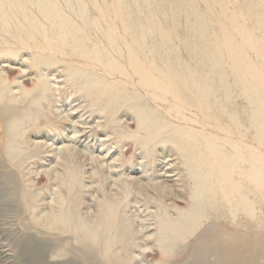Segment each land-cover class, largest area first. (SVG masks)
<instances>
[{
	"label": "rangeland",
	"instance_id": "374dc122",
	"mask_svg": "<svg viewBox=\"0 0 264 264\" xmlns=\"http://www.w3.org/2000/svg\"><path fill=\"white\" fill-rule=\"evenodd\" d=\"M125 1L134 11L132 20H137L146 32L142 43L145 52L136 53L137 65L143 64L161 81L171 67L182 79V87L187 90L184 94L191 101L195 98L190 74L195 69V54L191 49L195 40L203 42L194 36L190 24L194 13L208 25L207 35L233 47L238 60H247L246 63L256 68L258 72L254 73L264 84V62L247 48L243 36L234 31L237 24L232 21L236 14L241 26L264 36V28H258L254 21L261 16L259 12L264 13V0ZM57 2L77 24L79 37L90 52L88 56L95 58L99 52L103 63L110 62L111 67L105 68L96 62L94 66H87L84 63L89 59L72 54L68 47L64 51L54 50L60 42L49 25L45 27V36L52 46L50 53L37 50L28 30L19 34L27 48L17 41L0 43V87L12 98L10 102L8 95L0 93V264H195L197 251L186 248L183 255L181 249L217 219L209 212L189 235L181 238V249L171 248L161 240L160 216L166 213L175 219L180 212L191 208L190 191L194 187L186 159L170 140L174 137L172 129L159 133L150 129L154 126L151 124L161 121L167 125L182 124V116L197 120L189 124L200 128L222 154L233 157L240 169L231 176L240 184V191H247L249 198L257 202L256 222H264V192L251 180L256 175L251 168L259 167L255 154L260 153L264 158V144L256 140L255 130L248 126L242 152L238 150L243 146L240 133L234 128L231 134L224 132L225 128L230 129L229 112L235 113L239 124L247 127L244 112L248 106L241 79L226 57V49L222 74L230 92L226 95L222 87V74L208 77L205 84L213 93L210 100L223 109H212L217 119H214L215 113L212 119H204L194 113V106L176 102L175 94L151 93L138 84L144 74H132L134 71L127 63L128 49L123 44L121 47L118 44V49L111 45L122 37L128 42V34L121 23H112L111 18L105 16L103 2H99L104 11L102 18L90 0L85 1V15L80 18L61 0ZM107 2L111 7L112 1ZM1 14L0 11V18ZM14 35L4 33L3 37L12 39ZM167 38L170 52L165 47ZM76 67L84 72L74 71ZM187 77L191 83L185 81ZM94 78L112 88L111 92H102L100 86L94 85ZM247 80L252 83L254 95H264V89L253 86L252 78ZM165 87L170 90L168 85ZM124 95L131 97V101L126 103ZM9 104L27 114L13 125L5 117L14 111L6 108ZM139 109L147 112V128L139 125ZM248 113L247 109V117ZM262 135L264 137V130ZM144 137L150 138L147 143ZM241 168L247 171L249 183L244 181ZM108 202L116 211L114 219L107 218L110 215ZM55 213L56 217L61 213L70 214V220L86 224L96 234V242L101 236V256L106 250L103 243L106 230L109 234H121V244L111 243L105 259L91 254L90 257L71 225L65 228L61 222L56 220L55 223ZM49 221L56 227L48 226ZM257 230H249V233L264 240L263 236L255 234L261 228Z\"/></svg>",
	"mask_w": 264,
	"mask_h": 264
},
{
	"label": "bare ground",
	"instance_id": "6f19581e",
	"mask_svg": "<svg viewBox=\"0 0 264 264\" xmlns=\"http://www.w3.org/2000/svg\"><path fill=\"white\" fill-rule=\"evenodd\" d=\"M57 1L59 0H0V11L2 12V17L0 18V43L12 44L14 43V41H17L21 42L22 46H25L23 45V42L25 41L23 38H19V34L21 31L25 32L26 30H28L37 50H40V52L45 54L47 51H52L51 43L48 42L45 36V27L49 25L51 29L55 30V36L60 42L54 48V50L64 51L65 48L68 47L72 54L89 59L90 62L86 60V62L84 63L87 66H94L98 63H101V66L105 68L111 67L110 62L103 63L104 59L99 52L95 54V58H90L88 56L90 52L88 51L86 46H84L79 37L80 30L77 24L72 20L71 17L64 13L60 2L58 3ZM61 1L66 8H70V10L74 12V15H76V17L80 18L81 16L85 15V1L88 0ZM100 1L106 5V10L104 9V11L107 14L105 13V16L111 18L112 23H121L122 27L128 34V42L122 37L121 40L115 41L111 45H114L118 49V44L120 45V47L123 44L125 46V49H128L130 54L127 55V63L128 66L134 71L132 72V74H137L138 72L141 75L144 74L142 80H139L138 84L142 88L149 90L151 93L153 91H156L164 92L168 95L175 94L176 96L174 97V100L176 102L185 106H191V108L194 106V109H196L194 113L200 114L204 119L213 118L215 112H211L212 109H223V106L210 100L213 93L205 83L208 77L211 76V74H222V70L226 63L223 55L226 49V57L232 62L235 71L239 74V78L241 79L240 82L243 85V95L248 106L245 108L244 112V120L247 127H243V125L241 126L238 122L239 118H237V115L235 113L229 112V114L227 115V122L230 126V129L226 130L225 128L224 132L225 134H231L232 132L230 130L234 128L235 132L240 133V140L242 143L247 138L249 126L255 130L254 135L257 136L256 140H258L262 145L264 144V137L262 135V131L264 130V95H254L251 92L252 83L251 81L247 80L248 77L250 79L252 78V80L255 82V85L253 86H255L256 89L257 87H259L260 90L261 88L264 89L262 80L258 79V77L254 73L258 71L256 70V68L253 69L251 64L246 63L247 60L246 62H241L240 60H238L235 52L233 51V47L227 45L226 41L221 42L219 40L212 39L209 35H207L208 25L205 23L201 16H199L197 13H194L193 21L190 22L194 29V36L202 39L203 41L202 43H199L197 40H195L192 49L190 45L188 46L191 50L194 49L193 54H195V69L190 73L192 74V84L195 88V98L193 102L184 94L187 90H184L182 87V79H180V76L174 69H171V67L167 68L168 72L165 73L164 79L161 81V79L156 77L153 72L149 71L150 69L148 70L144 68L143 64L137 65L136 53L140 52L141 54L145 52L142 47V43L144 42L143 33L146 32H144V27L139 24L137 20H132L134 11L132 10V8H130L128 3L125 0H110L112 1L109 3L111 4V7H108V0H90L91 5L96 9L101 18L104 11L100 9ZM260 3L261 2H258V4ZM258 14L261 16H258L259 19L254 20L255 25L258 28H264V13L261 14V12H259ZM233 17V23L237 24V26L234 27V31L243 36V39L248 46L247 48L252 50L253 53H256L264 62V36H260L261 33L254 34L252 30L244 28L243 25L241 26V23L238 19L240 17H238V15L234 14ZM1 19H3L4 22H2ZM107 27L109 32L110 27L108 24ZM112 31L114 35L115 32L113 29ZM149 31L150 28L147 29V32ZM4 33L11 35L12 33H14L15 35L14 37L12 36V39H7V36L3 37ZM41 38L42 40L39 43V39ZM27 42L30 41H26V44ZM28 45L30 46V44ZM22 46L21 49H23ZM165 47L166 50L170 52L168 38L165 43ZM238 49L241 50L240 47ZM84 64L83 66H86ZM76 70L84 72V69L82 68L78 69L76 67L74 71ZM220 78L222 87L224 88L226 95H228L230 92V88L225 83L223 74L220 76ZM101 81L98 78H94V85L97 84L98 86H100L102 92H111L112 88L102 85ZM163 81H165V83H163ZM185 81L191 83L188 77L185 79ZM165 84L169 86L168 88L170 90L167 91V89H165ZM121 91L118 95H121ZM0 93L5 97L8 95V99L11 102L12 98H10V94H8L7 91L5 92L4 90H2L1 87ZM118 95H115V97H118ZM130 98L131 97L124 95V101L126 103L128 101H131L129 100ZM15 107V105L9 104V106L6 108H11V110L14 111L9 112L7 116L4 115L7 120H10L11 125L18 123V120L25 118V115H27L26 111L17 109L18 107ZM247 109L249 110L248 117ZM140 110L141 109L138 110L140 114L138 115L140 121L139 125L141 127L143 126L144 128H147V126H145L148 122L147 112H142L143 110ZM182 119L183 122L179 125H172L173 123L170 124L169 122V124L167 125L165 121L164 124H162L163 122L161 121L156 122L155 124H151L155 127L152 126L150 128H153V132L157 131V133H159L163 129H172L174 137L170 140L172 141V144L175 146V148H177L182 156L186 159L187 167L189 169V179L194 187V189L190 191V196L193 199V205L191 206V208L180 212L178 214V217L175 219L167 216L166 213L160 216V232H162L160 236L161 240L163 239V241L167 243L171 248L175 247L177 249H181L179 245L181 238L189 235V233L199 225L201 220L204 217L208 216L207 214L209 212H213L212 215L215 214V216L213 217H215L218 222L216 221V223H213L211 227H207V229L200 232L187 247H183L181 249V251H184L183 255L185 254L186 248L197 251L195 264H264V240L261 237L258 238L257 236H252L253 234L249 233V230L250 232L253 230L256 231L258 227H260V232H255V234L264 237V222L259 221V223H257V216L254 214L257 206V204L255 203L257 202L249 198L247 191H240V184L237 183L231 176L232 173L240 168L236 165V161L233 159V157L222 154L217 146L211 144V142L206 139L208 137H204L200 128L189 124L192 122H197V120L192 121V119L188 118V116H182ZM214 119H217V114L214 116ZM211 136H215V134H212ZM148 138L149 137H144V143L148 142V140L150 139ZM242 145V148H238V150L243 152L246 144L242 143ZM255 155V159L256 162L259 163V167L251 168V171L256 172V175L252 176L251 180L257 183V185L261 186V190L264 192V158L260 153H256ZM241 170V172L243 173L244 181H248L249 183L247 171H244L242 168ZM72 174L74 173H71V180ZM255 187L257 186L255 185L254 188ZM124 188H126V185H124ZM244 188L247 187L245 186ZM125 192L126 190L124 189V193ZM107 207L110 209V215H108L107 218L114 219V214L116 213V211H113L114 209L112 208V203L108 202ZM261 207L262 205L258 209H261ZM70 210L68 212H70ZM56 215L57 213H55L53 217L55 219V223H57L58 221L60 224L61 222L63 224L62 226H64L65 228L66 226L71 225L72 227H69L74 228L73 230L77 232V238L82 248L87 253H89V255L91 254L92 256H94L95 258H99L100 260L107 257L109 253V245L111 243L112 245H115L120 243L122 240L121 234H109V231L106 230L105 237L103 239L106 250L103 256H101L99 252L100 246L102 247L101 236H99V240L98 242H96V234L91 232L86 224L82 223L79 220H70V214L66 215L64 213H61L57 217ZM75 216L74 218L77 219V217ZM47 225L56 227V225L52 221L47 222ZM256 225H258V227ZM235 226L237 227V229L233 228ZM241 227L243 230H241ZM238 229H240L241 231ZM243 231L246 232L244 233ZM123 232L125 231L123 230ZM113 235L114 237H110ZM112 258L115 259V255H112Z\"/></svg>",
	"mask_w": 264,
	"mask_h": 264
}]
</instances>
